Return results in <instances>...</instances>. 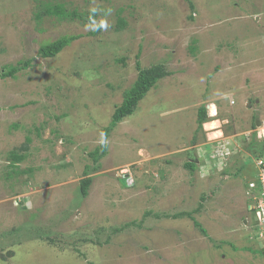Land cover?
Wrapping results in <instances>:
<instances>
[{"label":"rangeland","instance_id":"rangeland-1","mask_svg":"<svg viewBox=\"0 0 264 264\" xmlns=\"http://www.w3.org/2000/svg\"><path fill=\"white\" fill-rule=\"evenodd\" d=\"M56 3L96 15H45ZM63 35L81 37L38 55ZM27 60L0 79V264H264L255 213L241 221L264 119V0H0V71ZM136 60L168 75L104 137ZM201 104L217 113L194 139Z\"/></svg>","mask_w":264,"mask_h":264},{"label":"trees","instance_id":"trees-1","mask_svg":"<svg viewBox=\"0 0 264 264\" xmlns=\"http://www.w3.org/2000/svg\"><path fill=\"white\" fill-rule=\"evenodd\" d=\"M45 15H51L56 16L60 19H66V18H79L82 20L90 21L94 19L96 12L90 10L87 15L79 14L77 11L73 10L71 12L65 11L63 8L62 3H56L51 5H46L44 10ZM123 21L122 19L118 20V27H122ZM100 30V24H98L95 28V30L88 32V35H94ZM81 37V35H63L57 38L54 41L47 42L44 44H41L38 48V55L42 58H50L54 57L58 53H60L66 46H68L73 40ZM29 60L21 62L18 61L16 65H4L3 71H0V79H4L6 77H13L15 73L19 72L22 69H25L27 66H29ZM136 68H137V75L133 83L123 92V98L119 104H117L111 114L110 117V124L108 126H105L102 128L103 136L106 137L108 133L116 126L118 122H120L124 117L131 115L137 106V103L139 100H141L145 94L157 83L158 80L168 75V72L165 70V68L161 64L152 65L146 68H142L140 66V62L136 60ZM208 111L206 109V105L201 104L197 107L196 110V126L194 129L195 134L193 135V138H196V133L201 130L202 124L206 122L208 119ZM255 122L252 121L251 127L255 128ZM246 148L249 150L250 154L252 156H261L263 154L264 150V141L258 142L254 134L251 133L249 136L248 143L246 145ZM107 149V144L102 143L101 145L95 147L89 155L92 157L93 162L98 163V160L105 154ZM249 155V154H248ZM11 162H20L24 155L18 154L16 152L10 153ZM89 165H85V169L83 174L85 175L79 182V193L82 197H85L87 195L88 188L91 184L92 178L88 176V168ZM184 167L188 171H192L196 167V163L192 160H187L184 163ZM242 170V167L239 168ZM199 208H195L193 210L194 213L198 212ZM193 212L190 213H182V215L190 216ZM147 214H151V212H148ZM160 215H167L164 213H160ZM160 215L157 213L156 218H159ZM179 214L172 215L171 217H176ZM168 216V215H167ZM194 220V219H193ZM194 224L197 225L198 222L194 221ZM198 227H201L198 224ZM202 231V229H201ZM205 233L204 231H202Z\"/></svg>","mask_w":264,"mask_h":264},{"label":"built area","instance_id":"built-area-1","mask_svg":"<svg viewBox=\"0 0 264 264\" xmlns=\"http://www.w3.org/2000/svg\"><path fill=\"white\" fill-rule=\"evenodd\" d=\"M258 142L264 141V119L251 130ZM256 161L257 173L245 184L244 195L246 207L255 213L258 219V239L264 246V150L261 156H253Z\"/></svg>","mask_w":264,"mask_h":264},{"label":"flooded vegetation","instance_id":"flooded-vegetation-1","mask_svg":"<svg viewBox=\"0 0 264 264\" xmlns=\"http://www.w3.org/2000/svg\"><path fill=\"white\" fill-rule=\"evenodd\" d=\"M211 117V116H210ZM213 118V117H212ZM188 159L187 160H189L190 158H191V156H190V153L188 154ZM195 163H196V161H195ZM245 203V202H244ZM244 208H245V213H243V214H245V215H242L241 216V221L243 222V224L245 225V226H247V227H249V213H250V211L247 209V207H246V203H245V206H244ZM259 241V240H258ZM257 241V247L260 249V252H261V254L264 256V248H260L259 246H258V244H259V242Z\"/></svg>","mask_w":264,"mask_h":264},{"label":"bare ground","instance_id":"bare-ground-1","mask_svg":"<svg viewBox=\"0 0 264 264\" xmlns=\"http://www.w3.org/2000/svg\"><path fill=\"white\" fill-rule=\"evenodd\" d=\"M212 105H214V104H210L209 106H208V109L210 110V111H212ZM214 111H216V108L214 109ZM210 115V114H209ZM216 115V113H214L213 115H211V117H213V116H215ZM206 126H207V129H215V128H217V121H212L211 123H207L206 124Z\"/></svg>","mask_w":264,"mask_h":264},{"label":"crops","instance_id":"crops-1","mask_svg":"<svg viewBox=\"0 0 264 264\" xmlns=\"http://www.w3.org/2000/svg\"><path fill=\"white\" fill-rule=\"evenodd\" d=\"M226 67H230V64H227V65H225ZM225 66H220L219 67V69L217 70V72H215L214 73V75L215 76H218V75H220V73H221V71L223 70V68H225ZM246 73H248V72H245L244 74H246ZM243 74V75H244ZM243 77V76H242ZM243 79H245V78H243ZM244 82V81H243ZM211 104H213V103H211ZM215 108H216V106H215ZM209 113V112H208ZM216 113H217V110H216ZM208 116L210 117V115L208 114ZM260 120V119H259ZM227 143V142H226ZM183 166H184V164H183Z\"/></svg>","mask_w":264,"mask_h":264},{"label":"water","instance_id":"water-1","mask_svg":"<svg viewBox=\"0 0 264 264\" xmlns=\"http://www.w3.org/2000/svg\"><path fill=\"white\" fill-rule=\"evenodd\" d=\"M255 125H256V126L259 125V120H258V119L255 120ZM258 246L262 249L261 243H259Z\"/></svg>","mask_w":264,"mask_h":264},{"label":"clouds","instance_id":"clouds-1","mask_svg":"<svg viewBox=\"0 0 264 264\" xmlns=\"http://www.w3.org/2000/svg\"><path fill=\"white\" fill-rule=\"evenodd\" d=\"M96 9H92V11L94 12ZM208 112H209V110H208ZM259 243H261L260 241H258ZM261 246H262V248H264V246H263V244L261 243Z\"/></svg>","mask_w":264,"mask_h":264}]
</instances>
